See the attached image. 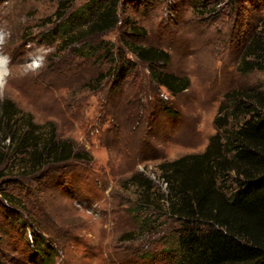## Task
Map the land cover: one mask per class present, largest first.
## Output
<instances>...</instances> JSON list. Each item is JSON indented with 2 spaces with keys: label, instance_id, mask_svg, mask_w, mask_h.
<instances>
[{
  "label": "rangeland",
  "instance_id": "obj_1",
  "mask_svg": "<svg viewBox=\"0 0 264 264\" xmlns=\"http://www.w3.org/2000/svg\"><path fill=\"white\" fill-rule=\"evenodd\" d=\"M87 1L0 0L10 58L0 99L92 156L0 173V262L175 264L165 249L180 222L167 213L159 165L204 151L225 92L264 90V70H236L264 0H121L116 26L95 34L69 22ZM130 24L144 36L128 38ZM124 41L168 52L164 69L188 77L189 86L170 93L139 60L114 82L109 43L112 53H126ZM135 173L149 180L151 203L139 206L142 191L128 180ZM32 231L46 240V257L31 246Z\"/></svg>",
  "mask_w": 264,
  "mask_h": 264
},
{
  "label": "trees",
  "instance_id": "obj_2",
  "mask_svg": "<svg viewBox=\"0 0 264 264\" xmlns=\"http://www.w3.org/2000/svg\"><path fill=\"white\" fill-rule=\"evenodd\" d=\"M120 2L88 0L72 14L70 26L84 24L88 34L113 29ZM56 14L58 18L63 15L59 11ZM258 24L236 65L241 74L264 70V18ZM64 28L66 36L70 27ZM144 32L130 24L125 34L132 38L144 36ZM109 45L114 82L131 75L139 60L146 64L151 81L170 93L177 94L189 86L188 77L164 69L170 60L168 52L124 41L126 53L120 48L114 54ZM214 124L216 132L203 152L159 165L167 185L163 197L167 213L180 222L164 251L170 252L175 264H264V90L234 88L225 92ZM67 160L90 161L92 156L73 141L57 138L54 129L35 125L11 99H0V173L9 166L34 173ZM229 176L231 187H227ZM128 180L142 191L143 204L139 206L151 203L149 180L142 173ZM1 197L11 208H19L10 195ZM30 243L37 255H42L47 245L34 231Z\"/></svg>",
  "mask_w": 264,
  "mask_h": 264
},
{
  "label": "clouds",
  "instance_id": "obj_3",
  "mask_svg": "<svg viewBox=\"0 0 264 264\" xmlns=\"http://www.w3.org/2000/svg\"><path fill=\"white\" fill-rule=\"evenodd\" d=\"M5 42V33L0 30V46H3ZM10 58L0 57V97L3 95V89L5 86V77L9 75V72L5 65L9 62Z\"/></svg>",
  "mask_w": 264,
  "mask_h": 264
},
{
  "label": "bare ground",
  "instance_id": "obj_4",
  "mask_svg": "<svg viewBox=\"0 0 264 264\" xmlns=\"http://www.w3.org/2000/svg\"><path fill=\"white\" fill-rule=\"evenodd\" d=\"M0 29H2V31L5 33V28H3V27H0ZM5 37H6V34H5ZM5 43V42H4ZM7 52H5L4 51V45L3 46H1L0 47V57H3L4 56V54H6ZM7 82H8V76L7 77H5V86H4V89L6 88V84H7Z\"/></svg>",
  "mask_w": 264,
  "mask_h": 264
}]
</instances>
